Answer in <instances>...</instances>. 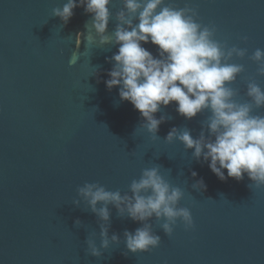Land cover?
Segmentation results:
<instances>
[{
	"label": "water",
	"instance_id": "water-1",
	"mask_svg": "<svg viewBox=\"0 0 264 264\" xmlns=\"http://www.w3.org/2000/svg\"><path fill=\"white\" fill-rule=\"evenodd\" d=\"M66 2L0 0V264H264V186L251 184L247 174L241 181H221L207 162L193 158L194 149L165 141L173 127L187 128L193 139L202 130L207 137L204 121L211 113L189 120L175 102L161 106L154 115L165 120L153 138L141 127L140 112L120 99L119 87H106L119 45H100L92 14L83 6L67 24L52 15ZM166 3L196 8L198 23L215 25V39L247 49L244 58L232 61L244 65L231 85L238 102L248 100L249 81L264 89V76L249 59L256 48L264 49V0ZM122 6V0L108 6L107 34L114 32ZM142 46L158 58V46ZM253 115H264V107ZM151 167L182 190L178 206L190 210L194 226L185 230L177 221L168 236L160 227L164 221L153 217L148 223L161 243L133 254L123 234L142 223L119 216L109 205L108 234L120 242L100 249L99 258L88 254L85 241L92 239L99 248L100 226L83 203H72L77 188L99 183L131 195V181ZM201 178L205 190L193 187ZM76 219L82 226H75Z\"/></svg>",
	"mask_w": 264,
	"mask_h": 264
},
{
	"label": "clouds",
	"instance_id": "clouds-1",
	"mask_svg": "<svg viewBox=\"0 0 264 264\" xmlns=\"http://www.w3.org/2000/svg\"><path fill=\"white\" fill-rule=\"evenodd\" d=\"M111 3L112 0H67L62 8H53L52 15L67 24L73 10L83 6L86 13L92 14V28L100 45H119L110 60L113 67L106 87H119L120 99L140 112L144 120L141 127L153 138H158L159 125L165 120L164 116L156 119L154 115L161 106L175 102L176 111L189 120L208 110L211 115L204 121L207 137L202 130L199 138L193 139L187 128L173 127L165 141H179L185 149H194L193 158L207 162L221 181H241L247 174L251 184L264 186V115H253L254 109L264 107V89L251 80L246 84L248 100L238 102V90L231 86L244 71V65L233 63V58H244L247 49L215 39V25L198 23L196 8L174 7L166 0H122L123 6L115 14L116 28L107 34ZM242 39L246 41L247 37ZM149 42L158 46V58L142 46ZM249 59L257 64L258 75L264 76V49L256 48ZM75 63V57L69 60L70 66ZM192 176L197 173L193 171ZM193 187L206 189L202 178ZM129 191L131 195L88 182L77 188V198L72 203L77 207L83 203L97 216L100 226L99 248L94 240L85 241L91 256L99 258L100 249H107L110 242H120L118 235L108 234L109 205L116 208L119 216L142 223L134 232L125 230L123 234L126 249L133 254L148 252L161 243L148 223L153 217L164 221L160 227L168 236L177 221L185 230L194 226L190 210L178 206L182 190L171 186L159 167L144 169L139 179L131 181ZM74 223L82 226L79 219Z\"/></svg>",
	"mask_w": 264,
	"mask_h": 264
}]
</instances>
